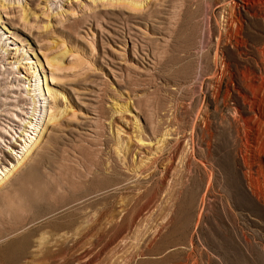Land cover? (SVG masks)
Returning <instances> with one entry per match:
<instances>
[{
    "label": "rangeland",
    "instance_id": "obj_1",
    "mask_svg": "<svg viewBox=\"0 0 264 264\" xmlns=\"http://www.w3.org/2000/svg\"><path fill=\"white\" fill-rule=\"evenodd\" d=\"M126 1L141 8L106 0H0V163L3 151L12 154L14 163L23 156L22 147L11 151L19 135L37 137L48 124L40 144L49 135L53 139L49 150L38 148L0 187V219L20 217L16 223H0V248L22 235L35 232L34 240L44 236L50 241L77 235L87 226L91 239L74 243L69 264H264V164L261 174L255 162L262 145L252 149L246 144L241 151L248 164L246 185L262 204L258 208L241 193L235 134L224 123L235 106L233 74H243L241 82L248 86L251 58L264 46L259 16L264 2ZM226 19L230 34L217 46ZM223 46L235 50L246 66L227 67L218 49ZM28 122L34 126L22 134ZM169 132L170 149L151 164L163 148L158 140ZM187 138L193 139L189 159ZM138 140L154 153L135 154L128 166L123 157ZM94 161L100 163L97 171ZM47 162L91 173L84 184L59 190L54 198L34 188L25 175L29 166ZM3 166L11 168L8 162ZM63 201L72 203L60 209ZM35 250L0 264H39L31 258ZM61 260L43 262L66 264Z\"/></svg>",
    "mask_w": 264,
    "mask_h": 264
},
{
    "label": "bare ground",
    "instance_id": "obj_2",
    "mask_svg": "<svg viewBox=\"0 0 264 264\" xmlns=\"http://www.w3.org/2000/svg\"><path fill=\"white\" fill-rule=\"evenodd\" d=\"M101 3H104L105 0H100ZM108 4H111L113 5L114 3H116V5H129L131 4L132 7L134 9H140L141 8V5H137L135 2L133 3V1H127L126 0H106ZM239 1H242V0H239ZM264 2V0H261ZM258 2V1H257ZM235 4V3H233ZM263 5V4H262ZM230 6V5H229ZM264 6V5H263ZM234 8V7H233ZM244 10L243 12L247 13L248 10L247 8L245 7V5H243L242 7ZM249 8V7H248ZM251 8V6H250ZM260 8V7H259ZM239 11V10H238ZM251 11V9H250ZM261 11V10H260ZM263 11V10H262ZM232 15V14H231ZM259 16H261V20L262 22H264V14L263 15H260L259 13ZM229 19V18H227ZM226 21L227 22L225 24V28L223 29L222 32H219L218 33V37L217 38V46L219 45V41H221V39L224 37V35L226 33H229L228 29H229V21ZM231 21V20H230ZM233 22V21H232ZM231 22V23H232ZM241 24V23H240ZM236 25V24H235ZM233 26V25H232ZM218 27V26H217ZM219 28V27H218ZM240 28V27H239ZM243 28V27H242ZM263 29H264V25H263ZM215 30V29H214ZM232 30V29H231ZM218 31V30H217ZM235 32V30H234ZM213 33V32H212ZM230 34V33H229ZM242 34V33H241ZM239 35V34H238ZM227 36V35H226ZM235 37H238V36H235ZM229 38V37H228ZM233 38V37H232ZM230 39V38H229ZM247 39V38H246ZM216 40V39H215ZM223 40V39H222ZM227 40V39H226ZM236 40V39H235ZM224 41V40H223ZM240 41V40H239ZM227 42V41H226ZM230 44V43H229ZM226 45V44H225ZM258 45V44H257ZM260 45V44H259ZM232 46V44H231ZM244 46V45H243ZM246 46V45H245ZM252 46V45H251ZM220 50V53L222 55V52H223V56H225L226 58V65L227 67H235L238 68L237 66L240 65V66H246V61L245 63L242 62V60H240V57H236L233 55V50L232 48H229L228 46H223V47H220L218 48ZM216 48V50H218ZM243 49V48H242ZM215 50V49H214ZM256 50V49H255ZM214 52V51H213ZM217 52V51H215ZM219 52V51H218ZM237 53V52H236ZM218 55V54H217ZM220 55V54H219ZM220 55V56H221ZM257 55V54H256ZM254 56L253 58H251V63L250 64L252 67L251 68H247V77H246V80L248 78V81H249V84L248 86H244L241 82V76L243 74L239 73L236 71L235 74H233L234 78H235V83L233 84V87H232V92L234 94V99L235 100V106L233 108V115H230L226 121L224 123H226L225 125H227V127L229 128V130H231L235 136V141H234V161L236 162V173H237V176H238V180H239V183L241 185V193L242 194H245L247 197H249V199L255 204V206H257L258 208H262V204H261V201L260 199L256 196V194L253 193V191H251L248 187H247V178H246V174H245V161H244V158L242 156V146L243 145H248V147H252L253 148H256L258 145H262L261 147V150L258 152V155L256 156V159H255V162H256V166L258 168V172H260L262 174V165L264 164V97H255L253 96L256 92H258V94L260 93H264V46L260 49L259 51V54L257 56ZM215 56V54H214ZM216 58H220V57H216ZM215 58V59H216ZM243 59V58H242ZM247 59V58H246ZM217 60V59H216ZM215 60V61H216ZM220 60V59H219ZM223 60V59H222ZM221 60V61H222ZM244 61V60H243ZM248 61V60H247ZM60 61L58 62H54L53 64L55 66L58 65ZM217 62V61H216ZM224 62V61H223ZM222 62H220L221 64ZM221 66V65H219ZM217 67V66H216ZM223 67V65H222ZM226 67V68H227ZM225 69V68H224ZM223 71V70H222ZM218 72V70H217ZM224 72V71H223ZM221 72V74L223 73ZM243 72V71H242ZM245 72V71H244ZM243 72V73H244ZM219 73V72H218ZM246 73V72H245ZM216 75V74H215ZM226 75V74H225ZM223 76V74H222ZM220 75V77H222ZM219 77V76H218ZM232 78V77H231ZM40 80V79H39ZM232 81V80H231ZM244 81V80H243ZM222 82V81H221ZM233 82V81H232ZM245 83V82H244ZM246 84V83H245ZM40 85V84H39ZM215 89V88H214ZM255 92H254V91ZM253 91L254 93L252 94ZM232 94V93H231ZM257 94V95H258ZM35 95V94H34ZM228 95V94H227ZM262 95V94H261ZM228 97V96H227ZM226 97V98H227ZM32 98V104L34 105L33 107V110L35 112H37V107L38 105H35L37 104V102L34 100L35 97H31ZM229 98V97H228ZM259 101H258V100ZM42 100V98H39L38 101ZM43 101H45V98L43 99ZM224 101V100H223ZM234 103V101H232ZM225 103V102H224ZM232 103V104H233ZM221 104V103H220ZM39 107H41V103L39 105ZM53 108V107H52ZM51 108V109H52ZM45 111V109L43 110ZM232 111V110H231ZM231 111H228V112H231ZM33 112V111H32ZM34 112V113H35ZM48 112V110L46 111ZM39 114V112H38ZM232 114V112H231ZM41 116V115H40ZM238 121L242 122L244 124V128L243 129H240L238 125ZM54 122V121H53ZM240 122V123H241ZM36 124V123H35ZM40 122L38 123V125H36V127H34V132H36L38 130V128L40 127ZM31 126H34L32 124V122H28L27 124L24 125V129H23V133H26V129L29 128L31 129L32 127ZM195 126V125H194ZM223 126V125H222ZM175 128V127H174ZM173 129V128H172ZM222 129V128H221ZM28 130V129H27ZM170 130V129H169ZM168 130V131H169ZM179 130V129H178ZM202 130V129H201ZM200 130V132H201ZM207 130V129H206ZM32 131V130H31ZM46 132L48 131V124H45V126H43V129H41V134L37 133L38 136L36 137V135L34 136L33 134L31 133H27V134H23V135H19L17 137V139L14 140L13 143H11V151H14V150H17L18 148H23L24 149V152H23V156H21L20 159H17V161L14 163V158L12 157V154L11 153H7V152H1L3 154V161L2 163H0V165H4V163H7L8 164H11V168H8L6 166H3V169H0V187H2L3 185L6 184V182L8 181L9 177L11 175H13L14 173H16L18 170H20L24 165H25V162L28 161L29 157L31 158L32 154L39 148L40 149V152L42 153L43 151L45 150H49V147H50V144L48 143H52L53 142V139L49 136L46 137V141H45V144L43 146H41V142L39 141L40 138H44V136L42 135L43 132ZM167 131V132H168ZM172 131V130H171ZM177 131V130H176ZM180 131V130H179ZM184 131V129H183ZM211 131V130H210ZM174 132V130L172 131ZM193 132V131H192ZM207 132V131H206ZM171 133V132H169ZM176 133V132H174ZM185 133V132H184ZM211 133V132H210ZM36 134V133H35ZM189 134V133H188ZM187 134V135H188ZM193 134V133H192ZM196 134V133H195ZM205 134V133H204ZM251 134V135H250ZM24 135L25 137L27 136L28 137V140H30V143H28L25 139H24ZM164 135H167V138L166 139H163V140H158L157 144L159 143H162V147H159L161 149H159V152L157 153V155L155 157L152 158V160L150 161L151 164L152 163H156V161L158 160V158L162 155V154H165L163 152L165 151H168V146L170 145L171 142L168 141L171 140V138H168V136L172 135L171 134H168V133H165ZM174 135V134H173ZM186 135V134H184ZM191 135V134H190ZM212 135V134H211ZM228 135V134H227ZM232 135V134H231ZM43 136V137H42ZM177 136L178 135V132H177ZM183 136V135H182ZM251 136V137H249ZM36 137V138H35ZM187 137V136H186ZM233 137V136H232ZM176 138V136H175ZM174 138V139H175ZM207 138H208V135H207ZM250 138V139H249ZM189 139L188 141L190 142V149H188V152L185 153L187 154V157L189 159L190 154H192L193 152V148H192V140L191 138H187ZM186 139V140H187ZM201 139V137H200ZM43 140V139H42ZM41 140V141H42ZM184 140V139H183ZM252 143H249L250 141ZM176 141V140H175ZM178 141V140H177ZM139 142H141L140 140L137 141V143L135 142L134 146L131 148V150L127 153L126 156L123 157V159L127 160V164L128 166H133V156L135 154H137L138 156L139 155H143L144 153L146 152H150L153 150V148H151L148 145H145V144H139ZM23 143V144H22ZM41 143V144H40ZM44 143V142H43ZM179 143V141H178ZM187 143V142H186ZM262 143V144H261ZM156 144V145H157ZM173 144V143H172ZM194 144V143H193ZM164 145V146H163ZM178 145V144H177ZM250 145V146H249ZM160 146V145H159ZM173 147V146H172ZM177 147V146H176ZM176 147H173V148H176ZM246 147V146H245ZM86 149V148H85ZM117 149V147H116ZM114 149V151L116 150ZM170 149V148H169ZM244 149V148H243ZM80 150V149H79ZM118 150V149H117ZM116 150V151H117ZM120 150V149H119ZM118 150V151H119ZM115 151V152H116ZM128 151V150H127ZM173 151V149H172ZM175 151V150H174ZM206 151V150H205ZM207 151H208V148H207ZM81 152V151H80ZM83 152V151H82ZM154 153V151H152ZM232 152V150H231ZM246 152V151H245ZM254 152V151H253ZM16 153V152H15ZM119 153V152H118ZM152 153V155H153ZM156 153V152H155ZM206 153V152H205ZM247 153V152H246ZM40 154V153H38ZM44 154V153H43ZM110 154V153H109ZM184 154V155H185ZM229 154V153H228ZM227 154V155H228ZM248 154V153H247ZM85 160H86V153L85 151L83 152V154H81ZM170 155V153H169ZM173 155V154H172ZM230 155V154H229ZM250 155V154H249ZM38 156H41V155H38ZM111 156V155H110ZM109 156V157H110ZM163 156V155H162ZM246 156V154H245ZM37 157V156H36ZM46 157V156H45ZM112 157V156H111ZM119 157V156H118ZM165 157V156H164ZM167 157V155H166ZM171 157V156H170ZM186 157V155H185ZM249 157V156H248ZM40 158V157H39ZM48 158V157H47ZM162 158V157H161ZM172 158V157H171ZM175 158V157H174ZM255 158V157H254ZM147 159V158H146ZM151 159V158H149ZM191 159V158H190ZM206 159H207V156H206ZM41 160V159H40ZM48 160V159H47ZM100 160V159H99ZM98 160V161H99ZM121 160V159H120ZM124 160V161H125ZM143 160V159H142ZM186 160V159H185ZM184 160V161H185ZM232 160V159H231ZM44 161V160H43ZM58 161V160H57ZM92 161V160H91ZM123 161V160H122ZM123 161V162H124ZM149 161V160H148ZM187 161V160H186ZM61 162V161H60ZM97 162V161H96ZM107 166H106V170L109 171V169L113 168L111 167V165L109 164V158H107ZM122 162V163H123ZM173 162V161H171ZM202 162V161H201ZM253 162V161H252ZM45 163V162H44ZM87 161L85 162H82L83 165L86 166V169L88 170H92L91 168H89V166L87 167L86 165ZM88 163H91V162H88ZM126 163V161H125ZM136 163V162H135ZM139 163V162H138ZM145 163V162H144ZM226 163V162H225ZM41 164V162H40ZM59 164V163H58ZM81 164V163H80ZM100 164V163H99ZM98 163H95V161L93 163H91V166L94 167V170L97 171L98 169ZM103 164V163H102ZM149 164V163H148ZM167 164H169V162H167ZM166 164V165H167ZM250 164V163H249ZM30 165V164H29ZM66 165V164H65ZM53 165L51 164L50 162H47L46 165H32V166H29L27 168V171H26V177H28V179L31 181L32 183V186L36 189H39L41 190V192H43V194L46 192L48 193L47 195H53L54 198H56V196H58L60 193L59 190H67V191H70L72 190L73 188L72 187H76L78 185H80L81 183H83L84 181L82 179L84 178H87V175L90 174L88 173L86 176L85 175H82L81 173H78L77 169L74 168V167H71L69 165ZM105 165V164H104ZM123 165V164H122ZM125 165V164H124ZM154 166L156 164H153ZM165 165V164H164ZM165 165V166H166ZM187 165V164H186ZM213 165V164H212ZM248 165V164H246ZM102 166V165H101ZM143 167V165H141ZM164 166V167H165ZM251 166V165H250ZM142 167L140 170H142ZM146 167V166H145ZM152 167V166H151ZM184 167V166H183ZM249 167V166H248ZM135 168V166H134ZM133 168V169H134ZM139 168V167H138ZM103 169V168H102ZM129 169V168H128ZM145 169V168H144ZM147 169V168H146ZM167 169H168V166H167ZM170 169V168H169ZM184 169V168H183ZM213 169V168H212ZM112 170V169H111ZM110 170V171H111ZM131 170V169H130ZM138 170V169H137ZM153 170V169H152ZM151 169L148 171H152ZM257 170V169H256ZM86 171V170H85ZM139 171V170H138ZM249 171V169H248ZM81 172V170H80ZM88 171H86L87 173ZM135 172V171H134ZM153 172V171H152ZM211 172V171H210ZM84 173V172H83ZM147 173V172H146ZM253 173V172H251ZM3 174V176H1ZM139 174V173H138ZM211 174V173H210ZM231 174V173H230ZM256 174V173H255ZM24 175V174H23ZM258 175V174H257ZM90 177V176H89ZM145 177V176H144ZM147 177V176H146ZM253 177V176H252ZM260 177V176H259ZM256 178V177H255ZM254 178V179H255ZM261 178V177H260ZM93 177L91 178H88L87 180H92ZM236 179V178H235ZM249 179V178H248ZM253 179V178H251ZM259 179V178H257ZM256 179V180H257ZM249 181V180H248ZM253 181V180H251ZM260 181V179H259ZM89 183V182H88ZM190 183V182H189ZM251 183V182H250ZM84 184V183H83ZM258 184V183H257ZM82 185V184H81ZM188 185V184H187ZM192 185V183H191ZM256 185V184H255ZM193 186V185H192ZM258 185H256L255 187H257ZM262 186V185H261ZM264 186V185H263ZM250 187V186H249ZM77 189V188H76ZM79 189V188H78ZM35 190V189H34ZM186 190V189H185ZM194 190V189H193ZM260 190V189H259ZM78 191V190H77ZM66 192V191H65ZM192 192V191H191ZM74 193V192H73ZM69 194V193H68ZM76 194V193H75ZM187 195V193H185ZM184 194V195H185ZM61 197V196H60ZM185 197V196H184ZM195 197V196H194ZM63 198V197H61ZM264 198V197H263ZM65 199V197H64ZM184 199V198H183ZM191 199V197H190ZM66 200V199H65ZM64 200V201H65ZM202 200V199H201ZM201 200H200V203H201ZM60 202V209L62 208H65L67 206H69L72 202ZM184 201V200H183ZM203 201V200H202ZM190 203V202H189ZM199 203V204H200ZM57 205V204H56ZM185 205V203H184ZM194 205V204H193ZM204 205V204H203ZM202 205V207H203ZM10 207V206H9ZM264 207V206H263ZM13 208V207H11ZM17 208V207H16ZM14 210V209H13ZM18 210V208H17ZM11 212V211H10ZM183 212V211H182ZM185 212L187 213V211L185 210ZM26 213V212H25ZM188 214V213H187ZM2 217V216H1ZM15 218V219H14ZM14 218H10V221L9 219H0V223H6V224H9L13 222H17L18 219L20 220V217H14ZM14 219V221H13ZM22 219V218H21ZM23 220V219H22ZM35 221V219H33ZM32 222V221H31ZM29 222V223H31ZM2 225V224H1ZM89 225V224H88ZM24 228V226L21 227V229ZM16 231V230H14ZM77 234V233H76ZM97 234H100V233H97ZM96 234V235H97ZM1 235V234H0ZM35 235V232L33 234H27V235H22L21 237L17 238V239H14L13 241H10L8 243H6L3 247L0 248V260L4 263H10V262H17L19 258H21L22 256L25 257V255L27 254V251H29V249L31 248H35L36 250V254L33 253L31 255V258L32 260H36V263L37 261H40L39 264H42L41 261H45L48 262V261H56L60 259H63V261L66 262V264H69L70 261L75 257V251L76 249L74 250V243L76 242H82L80 244H87V242L90 241V236H91V232H90V228H88L87 226L84 227V229L82 228L81 232H79L77 235H68V234H65L64 236H60L59 239H55V240H46L44 238V236H41L39 239H36L34 240V236ZM93 235H95L93 233ZM3 236H1L2 238ZM99 237V235H98ZM95 238V237H93ZM97 238V237H96ZM101 238V237H100ZM99 239V238H98ZM59 246H58V245ZM58 246V248H55V246ZM82 246V245H81ZM90 246V245H88ZM87 246V247H88ZM81 248V247H80ZM85 249V247H84ZM83 249V250H84ZM85 252V251H84ZM81 253V252H79ZM88 253V252H87ZM86 254V253H84ZM77 255H78V252H77ZM80 255V254H79ZM85 256V255H83ZM97 260V259H96ZM62 261V260H61ZM62 261V262H63ZM162 262V261H161ZM51 263V262H50ZM54 263V262H53ZM56 263V262H55ZM44 264V262H43ZM139 264H157V263H149V262H141ZM159 264H162V263H159Z\"/></svg>",
    "mask_w": 264,
    "mask_h": 264
}]
</instances>
